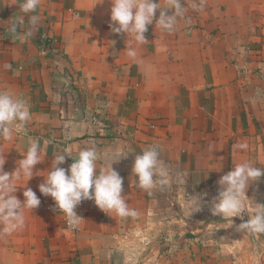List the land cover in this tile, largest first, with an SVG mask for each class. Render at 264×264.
<instances>
[{"label": "crops", "instance_id": "0c3cea01", "mask_svg": "<svg viewBox=\"0 0 264 264\" xmlns=\"http://www.w3.org/2000/svg\"><path fill=\"white\" fill-rule=\"evenodd\" d=\"M22 3L0 0V90L24 99L32 118L0 139V158L14 173L32 140L45 156L16 184L27 182L41 203L24 211L22 229L0 235V264H264V234H250L243 249L238 231L255 204L264 206V176L246 192L249 214L231 226L210 211L219 179L237 163L264 167V0H181L174 30L155 27L157 11L143 45L111 32V0H40L29 14ZM159 3L165 9L169 0ZM29 15L40 18L31 36ZM90 144L98 166L105 153H119L113 168L137 214L93 204L72 233L46 209L55 203L39 192L44 177L35 173L46 175L63 150L74 159ZM148 146L158 148L168 176L144 191L132 167ZM24 190L15 193L21 202ZM190 196L200 197L199 211Z\"/></svg>", "mask_w": 264, "mask_h": 264}, {"label": "clouds", "instance_id": "9594fccd", "mask_svg": "<svg viewBox=\"0 0 264 264\" xmlns=\"http://www.w3.org/2000/svg\"><path fill=\"white\" fill-rule=\"evenodd\" d=\"M39 3L40 0H23L20 9L25 14L35 13ZM111 3V32L117 35L126 34L127 39L132 36L138 45L147 43L145 33L148 26L153 24L157 11L159 16L155 19V27L167 32L173 31L178 19L185 14L181 0H169L165 9L161 8L159 0H111ZM39 21L38 15L28 16L27 35H32V30L38 26ZM16 29V23L8 26L9 32L14 33ZM125 51L130 57L136 56V50L132 47H127ZM31 118L30 108L24 99L9 90H0V139L11 140L14 128L23 129ZM236 147L245 149L247 145L241 143ZM44 156L40 142L32 140L22 159L17 161L14 173L3 171L6 158H0V235L22 229L25 223L24 211H33L40 205L41 201L36 192L26 185L34 175L35 166L44 160ZM118 156L119 153H105L103 164L98 166L101 154L94 144L82 148L74 159L65 149L54 156L46 175H42L45 171L35 173L44 177L38 186L39 192L53 199L55 207L59 213L64 214L70 229H76L82 220L75 211L82 201H93L104 213L114 212L120 217L137 214L122 195L124 181L113 168V164L121 160ZM66 157L73 161L69 168L59 167L65 163ZM132 175L137 178L136 186L144 191L167 183L168 173L162 166L156 146H148L135 155ZM262 176L264 167H257L250 161L237 163L219 179V191L211 202V214L222 219L231 218L230 226L232 218H242V213H248V202L251 201L246 197L249 185ZM22 177H26L27 182L23 188H17L16 184ZM18 189H26L23 191V202L15 195ZM188 200L194 209L200 210V197L190 196ZM255 205L254 214L248 213V220L238 226V231L264 234V206Z\"/></svg>", "mask_w": 264, "mask_h": 264}, {"label": "built area", "instance_id": "2783aa9c", "mask_svg": "<svg viewBox=\"0 0 264 264\" xmlns=\"http://www.w3.org/2000/svg\"><path fill=\"white\" fill-rule=\"evenodd\" d=\"M72 162H73V161H69V162H68L63 168H65V169L69 168V166L71 165ZM93 204H94L93 201H82V203H81V204L75 209L77 215H79V216L82 218L80 224L78 225V227H77L76 229H70V228L67 226L66 218H65L64 214H63V213H59V211H58V209L55 207V205H54V206H49V207H47L46 209H47V210H50V211H53L55 214L59 215V216L62 218V221H63V223H64V226H65V228H66L68 231H70V232H72V233H78V232H80V230H81V224H82V221H83V219H84V214H85L87 208H89V207H90L91 205H93ZM201 264H211V263H201Z\"/></svg>", "mask_w": 264, "mask_h": 264}, {"label": "water", "instance_id": "95a60500", "mask_svg": "<svg viewBox=\"0 0 264 264\" xmlns=\"http://www.w3.org/2000/svg\"><path fill=\"white\" fill-rule=\"evenodd\" d=\"M243 214V213H242ZM241 214V215H242ZM243 246H242V248L243 249H245V248H249V245L252 243L251 242V238H250V234H246V233H244V237H243ZM246 245H248L247 247H246Z\"/></svg>", "mask_w": 264, "mask_h": 264}]
</instances>
